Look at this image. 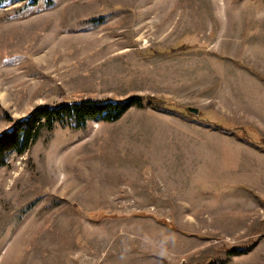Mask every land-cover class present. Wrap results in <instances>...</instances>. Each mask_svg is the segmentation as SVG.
<instances>
[{
    "label": "rangeland",
    "instance_id": "374dc122",
    "mask_svg": "<svg viewBox=\"0 0 264 264\" xmlns=\"http://www.w3.org/2000/svg\"><path fill=\"white\" fill-rule=\"evenodd\" d=\"M130 95L159 110L2 152L0 264H264V0L0 7V132L42 103Z\"/></svg>",
    "mask_w": 264,
    "mask_h": 264
},
{
    "label": "trees",
    "instance_id": "16d2710c",
    "mask_svg": "<svg viewBox=\"0 0 264 264\" xmlns=\"http://www.w3.org/2000/svg\"><path fill=\"white\" fill-rule=\"evenodd\" d=\"M6 1H19L21 7L36 4L38 0H0V6ZM47 3L50 0H46ZM158 99L151 95H130L121 99H79L72 102L42 103L29 110L23 117L15 118L11 127L0 132V165L3 163L2 152L5 149L14 150L20 154L27 148L29 141L36 137L42 127L51 129L58 123L60 126L71 128L83 127L89 119L97 118L104 121H115L126 112L131 106L141 108L150 106L158 109ZM164 112H170L168 108L162 107ZM213 128L225 132L233 133L222 124L213 123ZM239 133L237 137L249 141L250 134L254 129L250 126H240L236 128ZM247 248H231V253H241Z\"/></svg>",
    "mask_w": 264,
    "mask_h": 264
},
{
    "label": "water",
    "instance_id": "95a60500",
    "mask_svg": "<svg viewBox=\"0 0 264 264\" xmlns=\"http://www.w3.org/2000/svg\"><path fill=\"white\" fill-rule=\"evenodd\" d=\"M188 110L193 113H196L198 109L196 107H188Z\"/></svg>",
    "mask_w": 264,
    "mask_h": 264
}]
</instances>
